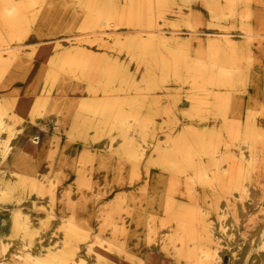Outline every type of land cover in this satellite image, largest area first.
Returning a JSON list of instances; mask_svg holds the SVG:
<instances>
[{
    "label": "rangeland",
    "instance_id": "1",
    "mask_svg": "<svg viewBox=\"0 0 264 264\" xmlns=\"http://www.w3.org/2000/svg\"><path fill=\"white\" fill-rule=\"evenodd\" d=\"M0 106V191L45 212L0 224L9 264H236L264 214L228 230L264 193V0H0Z\"/></svg>",
    "mask_w": 264,
    "mask_h": 264
},
{
    "label": "bare ground",
    "instance_id": "2",
    "mask_svg": "<svg viewBox=\"0 0 264 264\" xmlns=\"http://www.w3.org/2000/svg\"><path fill=\"white\" fill-rule=\"evenodd\" d=\"M5 114L6 113L2 112V107L0 106V138L5 136L4 132H2V129L4 127V124H5L6 118H7V116ZM24 142H25V140L19 138L17 135L14 136L13 138H10L5 143V147H4L6 152H7V156H6L7 158L2 159V160H5L6 162L12 163L13 156L15 155L18 148L24 144ZM0 155H1V153H0ZM244 193H245L246 197L244 195H242L241 193L238 194L236 197H234V199L236 201L235 214L233 215L234 216L233 218L228 217V225H227L228 230L232 231V233H236L238 231L239 222L237 221V219L238 220L240 219V221L244 220L248 211H249L247 209V206H246L247 205L246 201L248 200L247 202H249L252 206H257L264 199L263 190L252 188L251 186L248 185V183H246ZM49 204H50V202H49ZM229 214H231V211H229ZM18 215H22L24 217L30 218L34 222L39 224L40 217L44 216L45 212L38 210L36 205H35L34 200H32V199L22 200V199H18L14 196H10V195L6 194V192L4 190L0 191V224L1 223H9V222H11V220L14 217H17ZM28 225L33 226L32 224H29V223H28ZM45 233H46L45 230L39 229L40 236L44 235ZM262 237L264 238V214H259L257 216V219L254 220V223H252L250 225V227L247 229V233L244 236V242L241 244V246L239 248L236 249L240 255L236 264H245L246 256L248 255V252H249L248 247H250V245H252V244H256L257 242H259V240ZM47 240H49L51 242L50 244L52 247H56L59 250H63L65 248L64 246L68 244V243H65L66 241H61L57 237L56 234H53ZM81 246L84 247L85 252L86 251L88 252V254L84 256L82 262L84 264H96L97 257L93 253L95 251L94 248L96 246L91 247L93 252H89L88 247L86 246L85 243H83V245L81 244ZM36 247H38V245H36ZM6 255H8V254H6ZM44 258L45 257H43V259ZM56 260H58V258ZM8 261H9V258L8 259L3 258L0 260V264H3V263L9 264ZM63 261H64V259H63ZM254 263L255 264H264V249L260 250L257 254L255 253ZM65 264H72V263L65 262ZM143 264H148V259H144Z\"/></svg>",
    "mask_w": 264,
    "mask_h": 264
}]
</instances>
